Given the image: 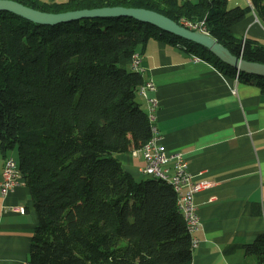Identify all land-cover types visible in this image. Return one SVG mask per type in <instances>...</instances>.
<instances>
[{
  "label": "trees",
  "instance_id": "obj_1",
  "mask_svg": "<svg viewBox=\"0 0 264 264\" xmlns=\"http://www.w3.org/2000/svg\"><path fill=\"white\" fill-rule=\"evenodd\" d=\"M58 12L145 7L199 24L232 53L264 63V42L233 26L251 9L227 0H17ZM264 25V0H251ZM150 39L181 43L234 77L205 46L132 16L56 24L0 10V152L18 151L36 224L26 264H190L191 235L173 186L136 179L113 155L139 149L151 122L136 99L140 72L126 67ZM264 76L239 71L238 80ZM244 250L264 264V231Z\"/></svg>",
  "mask_w": 264,
  "mask_h": 264
},
{
  "label": "crops",
  "instance_id": "obj_2",
  "mask_svg": "<svg viewBox=\"0 0 264 264\" xmlns=\"http://www.w3.org/2000/svg\"><path fill=\"white\" fill-rule=\"evenodd\" d=\"M248 5L233 30L264 37L251 0H227L228 7ZM182 47L150 39L143 53L136 51L143 81L155 84L154 90H138L136 99L146 112L149 98L156 99L151 122L159 141L168 152H183L194 178L209 181L194 194L200 225L190 264H258L244 244L264 231V94L248 92L232 75ZM131 66L130 58L126 67ZM113 155L135 178L142 175L140 150ZM4 157L0 152V180ZM36 220L23 179L6 193L0 187V264H26Z\"/></svg>",
  "mask_w": 264,
  "mask_h": 264
},
{
  "label": "water",
  "instance_id": "obj_3",
  "mask_svg": "<svg viewBox=\"0 0 264 264\" xmlns=\"http://www.w3.org/2000/svg\"><path fill=\"white\" fill-rule=\"evenodd\" d=\"M0 10L11 11L28 20L42 24H56L82 17L132 16L205 46L223 63L234 67L236 70L255 74L258 77L264 76L263 62L250 61L240 55H236L208 32H204L199 28L191 29L153 9L124 5H106L52 12L28 6L17 0H0Z\"/></svg>",
  "mask_w": 264,
  "mask_h": 264
},
{
  "label": "built area",
  "instance_id": "obj_4",
  "mask_svg": "<svg viewBox=\"0 0 264 264\" xmlns=\"http://www.w3.org/2000/svg\"><path fill=\"white\" fill-rule=\"evenodd\" d=\"M203 20L198 24L190 21H184V25L194 29L199 28L205 30ZM131 68L135 71H141V57L136 52L131 56ZM155 84L151 79L147 80L146 86H139L138 90L145 93L146 90H154ZM150 105L149 111L153 117V111L156 107V99L149 98ZM160 135L156 133L153 144L150 147H142L138 150L141 151L143 156V164L141 172L146 175H152L156 172H164L167 177L173 181H178L179 190L181 191V211H184L188 220L193 223L196 231L200 225L199 214L196 211V204L194 202V194L209 185V181L203 178H194L192 173L188 170V162L184 157L182 151L168 152L165 145L159 141ZM17 185L16 174L14 173L12 156L7 155L4 157L2 168V178L0 180V187L4 193L13 190ZM23 211V207L18 208ZM197 243V240H196Z\"/></svg>",
  "mask_w": 264,
  "mask_h": 264
},
{
  "label": "bare ground",
  "instance_id": "obj_5",
  "mask_svg": "<svg viewBox=\"0 0 264 264\" xmlns=\"http://www.w3.org/2000/svg\"><path fill=\"white\" fill-rule=\"evenodd\" d=\"M202 31L207 32L206 30H202ZM138 72H140V71H138ZM238 75H239V70H236L235 75H234L235 80H238ZM146 85H147V80L143 81V83L140 86H146ZM147 114H148V119L151 122L153 119L152 114L150 112H147ZM151 131H152L151 137L142 145V147H150L154 142V139L156 136V128L152 124V122H151ZM134 150H138V149H134ZM12 161H13L14 173L16 174L17 184H18L20 182V180L23 179L22 174H21L20 169L18 167L17 160L13 156H12ZM149 176L154 177V178L163 179L173 186V188L175 189V191L177 193V205H178V208L181 210V191L179 190L178 181H173L170 177H167L166 173H164V172H156V173L149 175ZM181 212H182L184 220H185L186 228L191 235V245L194 248V246L197 244L196 238L193 236V233L196 231V229L193 226V223L187 219V217L184 214V211H181Z\"/></svg>",
  "mask_w": 264,
  "mask_h": 264
},
{
  "label": "rangeland",
  "instance_id": "obj_6",
  "mask_svg": "<svg viewBox=\"0 0 264 264\" xmlns=\"http://www.w3.org/2000/svg\"><path fill=\"white\" fill-rule=\"evenodd\" d=\"M237 35H240V33L238 34V32H235ZM250 35V34H249ZM251 36V35H250ZM258 38L261 42H264V37H256ZM237 82V80H236ZM239 82H241L242 86L244 85V87L246 88V90H250V89H254L256 91H260L259 90V86L257 84L258 79L257 78H250L249 81H246L244 78L239 79ZM248 92H253V91H248ZM11 153V155L18 160V151L16 148L12 149L9 151ZM148 175L142 173V175H138L136 176V179L141 178V177H147Z\"/></svg>",
  "mask_w": 264,
  "mask_h": 264
}]
</instances>
